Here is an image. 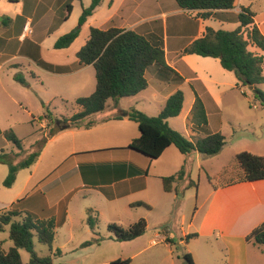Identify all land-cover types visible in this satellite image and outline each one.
<instances>
[{"label":"crops","instance_id":"crops-1","mask_svg":"<svg viewBox=\"0 0 264 264\" xmlns=\"http://www.w3.org/2000/svg\"><path fill=\"white\" fill-rule=\"evenodd\" d=\"M254 1L236 0L234 9L214 11L210 17L204 18L202 17L204 11L183 10L179 8L176 0H103L82 26L80 36L74 43L67 49L57 50L55 49L57 40L78 25L83 10L91 5L92 0H9L10 13L2 19L9 38L7 41L3 40L0 51L13 45L15 52L12 57L0 64V69L8 64L18 69L23 68L26 73H31L33 79L40 81L42 87H48L47 89L58 94V98L77 101L79 98L89 97L96 90L94 67L81 64L77 57V53L89 39L91 28L137 30L142 34L161 33L168 67L184 78L182 83L164 80L158 77L156 69H149L146 72L148 88L136 96L128 97L132 101L126 107L121 105L124 98L113 105L118 108V114L93 116L101 113L99 112L72 125L70 119L82 111L75 101L78 111L66 121L67 124H64L69 127L63 129L62 126L58 128L59 130L56 129L47 140L49 144L61 137L70 144L71 153L63 156L58 166L41 180L34 190L17 200V203L23 200L17 205V211L36 215V211L39 210L43 214L53 216L58 226V212L63 213L66 219L69 217L67 207L71 196L81 192L85 198L91 196L90 193L93 191L101 195L109 205L123 203V207L128 205L130 209L136 210L127 228L141 218L146 220V232L133 240L138 242L140 250L129 258L131 264L148 247L158 246V242L163 244L167 254L163 260L156 255L158 264H186L184 261L186 254L191 255L194 264H264V245L247 240L248 235L264 222V181L236 182V180L225 184L214 182L205 165L207 157L198 153L183 155L175 146L168 147L160 158L151 163L143 161L131 152L121 151L140 137L138 124L129 120L127 115L131 109L145 111L139 106L140 102L147 100L142 97L143 92L150 88L153 89L154 99L159 100L158 110L161 112L175 92L182 91L184 85L192 87L195 94L193 103L186 112L183 104L181 114L175 118L184 114L183 120L187 122L185 135L188 139L197 141L206 137V134L191 121L196 95L202 100L208 116L209 105L212 108L217 106L214 93L220 89L222 83L207 72L209 62L205 61L207 58L183 55L182 51L201 38L207 27L227 31L237 29L240 23L236 18L242 7L250 8L255 14L252 26H257L264 35V10L261 12L253 10ZM68 6L71 8H67ZM170 8L172 10L168 11ZM170 16L174 19L171 25ZM160 18L163 19L161 25ZM216 24L219 28H215ZM27 25L29 27L26 31ZM226 26L233 28L228 30ZM188 30H195L189 43L182 48L170 45V38L175 40L181 38ZM251 48L257 52L256 54L264 55V52L256 47ZM15 61H21L25 65L11 64ZM202 92L208 96V100L204 99ZM35 120L34 118L32 122ZM168 124L172 129L179 131L169 122ZM1 125L0 121V130ZM174 125L179 123L176 121ZM210 126L208 116V127ZM212 131L217 133V130ZM224 149L225 147L221 153ZM105 150L109 152L97 153ZM42 152L36 164L29 169L39 164ZM255 155L264 156V153ZM183 167L186 171L184 179L174 183L170 192L165 191L163 178L175 175ZM194 167L200 172L198 184L192 178ZM60 168L62 170L58 171L57 175L47 180ZM134 169L138 173H134ZM145 170L147 174L143 172ZM6 177L4 174V179ZM202 179L210 181L207 188H201ZM191 181L197 186L196 197L189 193L192 189L187 190ZM63 202L68 204L66 203L64 211H61L59 207ZM17 203H7L0 199V204L5 206ZM44 209H48V212L45 213ZM96 210L95 207L85 209L87 224L91 211L98 225ZM5 227L8 226L3 227L4 231ZM90 231L93 240L91 228ZM191 235L196 236L190 238ZM98 237L102 239L100 233ZM147 242L150 246L144 247Z\"/></svg>","mask_w":264,"mask_h":264},{"label":"trees","instance_id":"trees-1","mask_svg":"<svg viewBox=\"0 0 264 264\" xmlns=\"http://www.w3.org/2000/svg\"><path fill=\"white\" fill-rule=\"evenodd\" d=\"M102 1L92 0L91 5L83 10L78 25L57 40L55 49H67L74 43L80 36L82 26L94 14ZM176 3L179 8L186 11H204L202 17L207 18L214 11L234 9L236 0H176ZM67 8L70 9L71 6ZM254 17L255 14L250 8L242 7L236 18L240 23L237 29L227 31L207 27L204 35L188 45L183 50V54L218 59L226 71L235 74L237 86L251 87L256 93V98L264 106V92L258 88L259 85L264 84V55L249 50V47L252 46L264 52V35L257 26H252ZM245 32L246 38L244 37ZM77 57L81 64L94 67L97 86L95 92L89 97L77 99L76 103L82 108V111L70 119L72 125L88 116L104 111L109 100L117 104L122 98L133 97L146 90L148 88L146 72L149 69H156L157 75L161 79L173 80L178 83L184 81V78L169 68L166 63L164 40L161 33L142 34L137 30L91 28L89 39L77 53ZM14 80L22 85L28 83L26 78L20 74L15 75ZM183 104L184 93L179 90L167 100L158 116L151 117L142 111L131 109L127 117L138 124L140 137L121 151L131 152L137 157L138 155L142 156L148 163L160 158L170 146H175L183 155L192 153H198L203 157L219 155L226 145V138L221 133H212L209 130L204 104L197 95L191 121L206 134V137L192 141L169 126L168 120L181 114ZM48 117L51 118V115ZM54 132L55 130L50 136ZM0 134H2L1 130ZM4 135L6 140L20 152L24 150L22 140L13 130L4 132ZM49 137L39 142L38 149L18 164L14 163V158L20 153L1 151L0 164H5L9 168L3 183L6 188L14 186L20 171L29 169L36 164ZM105 152H109V150L97 153ZM235 158L242 171V176L236 182L264 181V156L244 151L237 154ZM60 170L62 168L57 169L47 180L57 175ZM133 172L138 173L135 169ZM143 172L147 174V170ZM185 176L186 171L183 167L175 175L163 178L165 191L170 192L172 185L183 180ZM194 185V182L191 181L190 186ZM22 202L23 200L18 201L16 205H13V210H4L0 216V227L3 229L4 226H9V238L14 244L8 252L0 251V264H53L51 256L42 258L34 252V235L38 236L40 243L52 247L56 237V219L53 216L39 218L28 212L26 215H22V212L15 209ZM4 208L6 206L0 204V210ZM18 216L21 217V221L15 220V217ZM88 225L93 231L94 239L83 243L82 248L90 247L102 240L96 232L97 220L92 216L91 211L88 215ZM146 229L147 222L144 218L139 219L128 228L114 223L108 225L109 232L113 233L120 242L133 241L142 236ZM195 236L191 235L190 238ZM247 240L257 245H264V222L248 235ZM22 249L31 254L30 262L22 261L20 253ZM57 254H61V251L58 250ZM184 261L186 264H194L190 254L184 255ZM112 264H131V260L118 259Z\"/></svg>","mask_w":264,"mask_h":264},{"label":"rangeland","instance_id":"rangeland-1","mask_svg":"<svg viewBox=\"0 0 264 264\" xmlns=\"http://www.w3.org/2000/svg\"><path fill=\"white\" fill-rule=\"evenodd\" d=\"M252 3L253 10L257 12L264 10V0H255ZM10 8L9 0H0V45L3 40L7 41L9 38L6 35V26L2 23V19L8 16ZM170 10L172 9H168V11ZM159 20V24L161 25L163 19L160 18ZM173 20L170 16L169 25H171V21ZM215 28H219L217 24ZM226 28L232 30L233 27L226 26ZM194 32L195 30H188L181 38L176 40L170 38V45L177 48L184 47L193 38ZM244 37L246 38V32L244 33ZM249 50L253 51L254 49L252 50L250 46ZM14 52L13 45L10 48H3L0 51V64L7 60V58L12 57ZM254 52L257 53L255 50ZM205 61H209L207 72L214 79L222 83L220 89L214 93L217 98V106L212 108L209 105L208 116L211 126L208 128L211 132H213L212 129L217 130V133H221L226 138V146L223 153L219 156L207 157L205 165L214 182L225 184L236 181L242 176L241 169L237 165L235 158L237 154L244 151L252 154L264 153V106L261 105L260 101L256 98V93L249 86L238 87L235 74L226 71L218 60L207 58ZM15 63L25 65L21 61H15L11 64ZM18 74L26 78L27 85H22L14 80V76ZM30 74L26 73L23 68L18 69L11 67L9 64L0 69V121L2 124L0 153L2 150L9 153H20L19 156L14 158L15 164L20 163L37 150L39 142L49 137L54 130L67 124L66 121L78 111L75 103L76 100L58 98V94L51 89H47L48 87H42L40 81L33 79ZM258 88L264 92V84L258 86ZM182 91L185 97L184 105L186 112L188 107L193 103L195 94L193 88L189 85H184ZM201 94L205 100H208V96L204 92ZM142 95L147 100L140 102L139 108L144 109L145 111L143 112H147L149 116H158L160 113L158 110L159 100L154 99L153 89L150 88L143 92ZM130 101H132L130 98L122 99V107L129 105ZM113 105H116L115 102L113 104V101L109 100L105 110L93 116L103 117L118 114V108L116 109ZM48 115H51L52 119ZM183 115L179 118L169 119L168 122L170 125L178 128V132L186 136L187 122L183 120ZM34 118L36 120L32 122ZM58 121L60 123L57 125L56 122ZM176 121L179 125H174ZM9 130H13L22 140L24 149L22 152L6 140L4 132ZM70 150V144L61 137L53 140L43 150L39 164L32 169L20 172L12 188H6L3 185L5 180L4 174L8 175L9 168L5 164H0V199L7 203H17L18 199L24 198L34 190L39 182L58 166L63 156L71 153ZM138 157L143 160L145 159L139 155ZM199 173V170L194 167L192 178L197 184ZM201 182V188L203 189L208 187V182L210 181L202 179ZM196 188V184L194 186H190L189 184L187 190L192 189L189 193L196 197ZM90 194L91 196L84 198L81 192H77L71 196L69 204L63 202L59 207L61 211H64L65 204L67 203L69 217L66 219L63 213L58 212L57 234L52 247L40 243L38 236L34 235V252L39 257L51 256L53 264H111L118 259H129L140 250L138 242H120L108 230V225L113 224V222L127 228L129 220L134 218L136 210L130 209L128 205L123 207V203L120 205L117 203L109 205L96 192L92 191ZM104 203L107 206L103 205ZM12 207L13 205L10 204L3 211H11L14 209ZM88 207L97 208L98 225L96 230L101 234L102 240L88 248H81L84 242L90 241L93 238L92 232L86 222L87 214L85 213V209ZM15 209L17 210V208ZM3 211L0 212V216ZM36 212L35 214L39 218L49 217L39 210ZM44 212L47 213L48 209H44ZM26 214L24 212L22 215ZM15 220L21 221L22 219L18 216L15 217ZM0 241L1 252H8L14 246L9 238V226L5 227V231L3 229L0 230ZM157 245L148 247L150 244L148 242L145 243L144 247H148V249L139 258L134 259L133 264H158L156 255H159L162 260L166 258L165 255L167 254L163 244L158 242ZM58 250L62 251V253L57 254ZM20 253L24 263L30 262L31 254L29 252L22 249Z\"/></svg>","mask_w":264,"mask_h":264},{"label":"water","instance_id":"water-1","mask_svg":"<svg viewBox=\"0 0 264 264\" xmlns=\"http://www.w3.org/2000/svg\"><path fill=\"white\" fill-rule=\"evenodd\" d=\"M251 88V87H250ZM252 89V88H251ZM60 123V121H58V122H56V124L58 125ZM69 127V125H65L64 127H63V129H67Z\"/></svg>","mask_w":264,"mask_h":264},{"label":"built area","instance_id":"built-area-1","mask_svg":"<svg viewBox=\"0 0 264 264\" xmlns=\"http://www.w3.org/2000/svg\"><path fill=\"white\" fill-rule=\"evenodd\" d=\"M28 27H29V25H27V26L25 27V30H26V31L28 30Z\"/></svg>","mask_w":264,"mask_h":264}]
</instances>
